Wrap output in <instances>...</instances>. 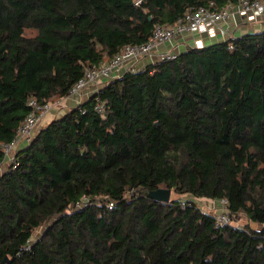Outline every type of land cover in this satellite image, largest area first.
<instances>
[{
	"label": "trees",
	"instance_id": "16d2710c",
	"mask_svg": "<svg viewBox=\"0 0 264 264\" xmlns=\"http://www.w3.org/2000/svg\"><path fill=\"white\" fill-rule=\"evenodd\" d=\"M237 2L0 0V142L156 24ZM8 164L0 264H264V29L125 71ZM196 197L263 226L219 225Z\"/></svg>",
	"mask_w": 264,
	"mask_h": 264
},
{
	"label": "built area",
	"instance_id": "2783aa9c",
	"mask_svg": "<svg viewBox=\"0 0 264 264\" xmlns=\"http://www.w3.org/2000/svg\"><path fill=\"white\" fill-rule=\"evenodd\" d=\"M263 15L264 0H238L237 3H229L220 10H211L206 7L195 9L186 15L184 21L173 26L156 24L148 41L136 45H125L108 62L87 68L84 76L77 81L66 97L44 103L36 98H31L29 100L31 112L17 129L13 140L9 143L0 142L6 162H15V153L18 147L33 140L36 135L35 130L43 119L64 99H73L77 105L97 93L109 81L119 77L125 71L143 68L144 66L140 67V65L151 62L175 59L179 53V50L174 51L179 46L177 39L184 34L199 33L209 39L227 40L235 36L233 28L227 25L229 21L233 20L236 24V17L239 16L249 22H256ZM192 43L197 47L205 46V41L202 38L195 39ZM166 45H170L172 48L161 50ZM101 85L102 87H99ZM96 108L101 111L103 106L98 105ZM196 199L200 203L203 198L196 197ZM214 203L217 208L221 209L215 214L217 223L222 226L230 224V216L225 210L227 200L222 199L219 204L215 201ZM74 206L81 208L83 203H77ZM109 206L111 207L112 203Z\"/></svg>",
	"mask_w": 264,
	"mask_h": 264
},
{
	"label": "crops",
	"instance_id": "0c3cea01",
	"mask_svg": "<svg viewBox=\"0 0 264 264\" xmlns=\"http://www.w3.org/2000/svg\"><path fill=\"white\" fill-rule=\"evenodd\" d=\"M227 25H229L230 27L233 28L234 31V35L235 36H241L243 34L249 33V32H255V31H261L264 29V15L261 17L260 21L257 22H249L245 19H242L241 17L237 16L236 17V24H234V21L231 20L229 21V23H227ZM204 39L205 44H211L213 42H218L222 39H209L207 37H205L204 35H201L199 33H187L182 35L180 38L177 39L178 41V47L177 49H175L174 51H178L179 52L183 49H185L186 45L190 44L192 45V41L195 39ZM171 49L172 47H170V45H166L165 47H163L161 50H165V49ZM143 65H140V67H143ZM99 87H102L99 86ZM64 106L62 108V111L59 113V115H57L58 117L62 116L63 114H65L66 112H68L70 109H65V105H68L69 107H73L76 105V102L73 99H64L62 101V103ZM46 118V117H45Z\"/></svg>",
	"mask_w": 264,
	"mask_h": 264
},
{
	"label": "rangeland",
	"instance_id": "374dc122",
	"mask_svg": "<svg viewBox=\"0 0 264 264\" xmlns=\"http://www.w3.org/2000/svg\"><path fill=\"white\" fill-rule=\"evenodd\" d=\"M260 20L261 19H259L258 21H260ZM27 32L30 33V30H28ZM127 67H129V66H127ZM63 106H64L63 104H59V106L55 107V109L53 111H51L49 113V115L46 116V118L43 119V121L38 126V128L39 129L42 128L44 125H47L49 122H51L54 118L58 117L57 115H59V113L62 111ZM66 108L67 109H71L72 107L71 106L69 107L68 105H65V109ZM37 129L35 130V133L36 134L39 131V129L38 130ZM8 163L9 162L3 164L4 166H2L0 168V174L9 165ZM185 196L186 195H184V197ZM176 197H179V196L172 191L171 192V198H176ZM200 205L204 209H209V211H211L212 213H218V211H217L218 208L216 207V205H215V203H214V201L212 199L203 198L202 200H200ZM230 220H231V222H230L231 225L238 226V227H244L247 224H249L253 228L259 229V228H261L263 226L262 224H259V223H255V222L250 221L244 213H240L239 215L232 216V218L230 217ZM42 231H43L42 228H38L35 231V233H34V238L33 239L37 238L41 234Z\"/></svg>",
	"mask_w": 264,
	"mask_h": 264
},
{
	"label": "water",
	"instance_id": "95a60500",
	"mask_svg": "<svg viewBox=\"0 0 264 264\" xmlns=\"http://www.w3.org/2000/svg\"><path fill=\"white\" fill-rule=\"evenodd\" d=\"M171 189L167 188H159L156 190H152L149 192V195L159 201L167 202L171 198Z\"/></svg>",
	"mask_w": 264,
	"mask_h": 264
}]
</instances>
